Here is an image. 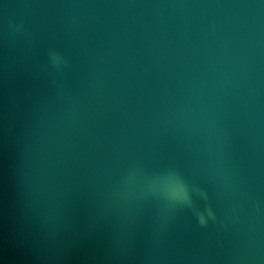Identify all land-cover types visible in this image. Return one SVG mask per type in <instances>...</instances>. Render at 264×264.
Returning a JSON list of instances; mask_svg holds the SVG:
<instances>
[{
  "label": "water",
  "instance_id": "water-1",
  "mask_svg": "<svg viewBox=\"0 0 264 264\" xmlns=\"http://www.w3.org/2000/svg\"><path fill=\"white\" fill-rule=\"evenodd\" d=\"M0 264H264V0H0Z\"/></svg>",
  "mask_w": 264,
  "mask_h": 264
},
{
  "label": "clouds",
  "instance_id": "clouds-1",
  "mask_svg": "<svg viewBox=\"0 0 264 264\" xmlns=\"http://www.w3.org/2000/svg\"><path fill=\"white\" fill-rule=\"evenodd\" d=\"M53 59H54V61L58 64L59 62H60V60H61V58L60 57H58V56H56L55 54H53ZM210 215H211V213H209ZM199 222L203 225L204 223H205V221H204V217L203 216H200L199 217Z\"/></svg>",
  "mask_w": 264,
  "mask_h": 264
}]
</instances>
